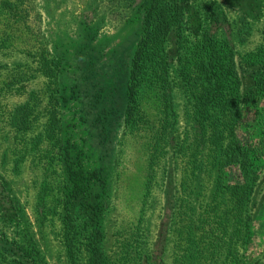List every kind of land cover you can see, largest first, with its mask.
Returning <instances> with one entry per match:
<instances>
[{
  "label": "rangeland",
  "instance_id": "374dc122",
  "mask_svg": "<svg viewBox=\"0 0 264 264\" xmlns=\"http://www.w3.org/2000/svg\"><path fill=\"white\" fill-rule=\"evenodd\" d=\"M31 3L29 16L11 15L19 50H0V92L16 78L26 91L0 96V234L34 249L45 264H86V208L77 211L79 233L64 222L72 192L67 167L73 163L95 174L92 195L103 192L108 198L101 231L111 263L264 264V154L253 168L259 178L239 215L228 211L230 202L216 192L218 171L203 157L208 151L191 156V105L178 79L175 124L167 132L150 98L133 103L134 118L125 121L129 68L143 28L139 9L121 0ZM252 3L257 10L243 21ZM1 20L0 26L7 22ZM263 26L264 0H189L182 31L227 39L244 64V56L261 45ZM35 45L56 64L54 79L36 68ZM30 94L38 103L36 133L48 125L45 110L57 113L62 158L50 156L49 147L17 145L5 122L9 109ZM259 105L264 108V102ZM231 173L234 179L225 183L242 182ZM129 239L134 245L139 240L137 263L130 252L124 257Z\"/></svg>",
  "mask_w": 264,
  "mask_h": 264
},
{
  "label": "trees",
  "instance_id": "16d2710c",
  "mask_svg": "<svg viewBox=\"0 0 264 264\" xmlns=\"http://www.w3.org/2000/svg\"><path fill=\"white\" fill-rule=\"evenodd\" d=\"M121 2L132 9H139L143 26L129 68L126 123L134 118L133 103L139 106L144 98H150L159 115L157 122L167 132L175 124L178 79L191 105L195 147L191 156L194 152L196 156H201L202 151H208L203 157H209V163L218 171L216 192L225 195L226 202H230L226 206L228 211L234 210L241 215L259 178L253 168L264 154V108L259 107L264 102V26L261 45L244 56L243 64L237 62L227 39L207 33L183 34L189 0H139V6L133 5L135 0ZM31 8V0H0V22L3 21L1 17L7 21L0 26V50H19L14 46L18 37L14 26L17 23L12 22L11 27V15L23 13V16L17 15L21 19L29 16ZM256 10V3H252L243 21L246 16H253ZM34 48L36 68L39 71L46 69V75L54 79L56 64L53 59L42 46L35 45ZM17 76L20 78L19 74ZM14 81H10L0 92L3 99L6 95L26 94L24 86H21L22 80L16 78ZM148 89L152 90L150 95ZM54 94L55 88H52L50 104L55 102ZM29 98L10 108L5 120L14 133L17 145H29L36 150H41L42 146L49 147L50 156L54 154L62 158L64 147L59 138L57 113L51 108L45 110L48 125L36 133L39 115H35V109L38 103L33 102L35 98L32 94ZM248 111L251 116H245ZM232 170L238 173L241 183H225V179H234ZM67 177L72 192L68 196L64 222L73 234L79 233L82 228L75 222L76 215H82L86 208L88 218L83 228L87 231L89 252L86 264H116L110 262L102 248L104 234L101 220L108 207V198L103 192L92 195V186L96 185L93 180L95 174L87 175L72 163L67 167ZM89 199L93 201L85 206V201ZM136 240L135 245L130 239L124 242V257L130 252L133 263L141 259L140 243ZM0 264L45 263L34 249L9 242L0 234Z\"/></svg>",
  "mask_w": 264,
  "mask_h": 264
}]
</instances>
